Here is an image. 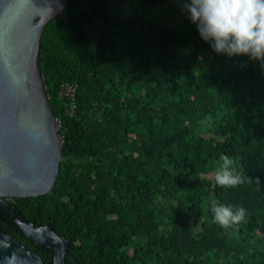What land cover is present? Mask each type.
Instances as JSON below:
<instances>
[{
	"label": "trees",
	"instance_id": "16d2710c",
	"mask_svg": "<svg viewBox=\"0 0 264 264\" xmlns=\"http://www.w3.org/2000/svg\"><path fill=\"white\" fill-rule=\"evenodd\" d=\"M106 1L69 0L43 28L37 62L62 159L50 193L7 207L68 239L64 264H264L261 62L216 53L186 0L178 29L111 17ZM64 82L77 85L73 116ZM221 154L253 182L219 187ZM212 200L245 207L247 223L221 229ZM4 209L0 232L52 264Z\"/></svg>",
	"mask_w": 264,
	"mask_h": 264
},
{
	"label": "water",
	"instance_id": "95a60500",
	"mask_svg": "<svg viewBox=\"0 0 264 264\" xmlns=\"http://www.w3.org/2000/svg\"><path fill=\"white\" fill-rule=\"evenodd\" d=\"M69 0H0V203L51 192L62 159V139L38 66L44 26ZM11 223L31 243L64 264L69 240L48 225H34L13 210ZM0 264H43L0 232Z\"/></svg>",
	"mask_w": 264,
	"mask_h": 264
},
{
	"label": "clouds",
	"instance_id": "9594fccd",
	"mask_svg": "<svg viewBox=\"0 0 264 264\" xmlns=\"http://www.w3.org/2000/svg\"><path fill=\"white\" fill-rule=\"evenodd\" d=\"M184 8L202 39L210 42L216 53L229 57L247 55L259 60L264 67V0H186ZM212 122L213 117L209 114L203 124L211 127ZM219 161L214 174L219 187L234 189L253 182L251 177L238 171L232 157L221 154ZM255 183L260 184L259 178ZM210 210L214 223L225 231H238L249 216L245 207L220 200H212Z\"/></svg>",
	"mask_w": 264,
	"mask_h": 264
},
{
	"label": "rangeland",
	"instance_id": "374dc122",
	"mask_svg": "<svg viewBox=\"0 0 264 264\" xmlns=\"http://www.w3.org/2000/svg\"><path fill=\"white\" fill-rule=\"evenodd\" d=\"M183 0H107L104 8L111 17H141L168 29H178L184 18ZM97 20H93L95 24ZM95 26V25H94ZM94 29V28H93ZM93 43L94 36H89Z\"/></svg>",
	"mask_w": 264,
	"mask_h": 264
},
{
	"label": "built area",
	"instance_id": "2783aa9c",
	"mask_svg": "<svg viewBox=\"0 0 264 264\" xmlns=\"http://www.w3.org/2000/svg\"><path fill=\"white\" fill-rule=\"evenodd\" d=\"M77 85L76 84H69V83H62L59 90V96L61 98L67 99L68 107L66 109V114L68 116H73L75 114L76 105L74 103L75 93H76ZM58 125L59 122L57 121Z\"/></svg>",
	"mask_w": 264,
	"mask_h": 264
},
{
	"label": "flooded vegetation",
	"instance_id": "af4514ba",
	"mask_svg": "<svg viewBox=\"0 0 264 264\" xmlns=\"http://www.w3.org/2000/svg\"><path fill=\"white\" fill-rule=\"evenodd\" d=\"M12 200H13V199H10V200H8V202H9V201H12ZM0 204H2V203H0ZM2 205H3V204H2ZM7 205H8V203H7ZM7 205H6V206L3 205V206H5V209H4V210H6V209H8V210H12V209L8 208ZM4 210H3V211H4ZM13 211H14V210H13ZM4 213H5V212H4ZM8 214H9V213H8Z\"/></svg>",
	"mask_w": 264,
	"mask_h": 264
}]
</instances>
